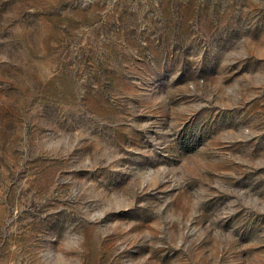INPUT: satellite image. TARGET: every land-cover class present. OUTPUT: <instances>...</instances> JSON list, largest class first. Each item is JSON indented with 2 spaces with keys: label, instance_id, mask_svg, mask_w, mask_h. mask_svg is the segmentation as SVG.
<instances>
[{
  "label": "rangeland",
  "instance_id": "1",
  "mask_svg": "<svg viewBox=\"0 0 264 264\" xmlns=\"http://www.w3.org/2000/svg\"><path fill=\"white\" fill-rule=\"evenodd\" d=\"M0 264H264V0H0Z\"/></svg>",
  "mask_w": 264,
  "mask_h": 264
},
{
  "label": "trees",
  "instance_id": "2",
  "mask_svg": "<svg viewBox=\"0 0 264 264\" xmlns=\"http://www.w3.org/2000/svg\"><path fill=\"white\" fill-rule=\"evenodd\" d=\"M197 139H198L197 134H192L191 141L195 142V141H197Z\"/></svg>",
  "mask_w": 264,
  "mask_h": 264
}]
</instances>
